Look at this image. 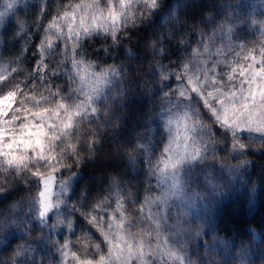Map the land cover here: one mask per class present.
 <instances>
[{
    "label": "snow or ice",
    "instance_id": "snow-or-ice-1",
    "mask_svg": "<svg viewBox=\"0 0 264 264\" xmlns=\"http://www.w3.org/2000/svg\"><path fill=\"white\" fill-rule=\"evenodd\" d=\"M19 3L20 0H7L5 11H0V26H3L7 13L16 9ZM168 6L169 0H91V3H67L56 9L55 16L50 11L47 18L50 22L46 27L39 19L30 25L42 32L43 36L32 53L35 59L22 82L27 91L21 89V82L14 76L9 78L23 63L21 57L26 53L23 47L7 61L12 67L0 68V204L8 199L3 194L8 191L12 177L27 173L30 181H35L37 194L33 197V206L40 225H64L65 230H72L73 220L67 216L60 218L61 207L66 212L70 207V214L76 216L77 226L80 220H84L87 226L98 231L107 245V254H101L98 260L93 261L81 259L76 252H70L69 242L65 240L57 247L61 257L65 258L63 264H66L69 255L76 264H157L153 258L159 259L162 247L171 264H185L186 260L187 264H192L191 259L186 258L183 247L175 246L180 244L178 238L186 234L185 225L188 224L187 220L179 216L173 217L170 212L169 196L174 194L172 190L178 192L181 187L177 170L186 162L204 159L210 145L219 143L217 136L225 141L230 139L229 147L240 154L251 149V145L242 142L243 137L258 140L260 147L252 150L264 154V44L258 50L255 46L245 49L246 54L243 56L240 51L233 52L240 59H235L230 66L225 65L229 67V71H218L221 67L218 60H211V63L199 62L202 55L209 53V47L203 42V38L193 50L179 36L160 33V28L164 25L159 22ZM45 12H49L47 0H40L37 17H44ZM138 25L145 39L154 38L157 43L164 45L154 49L156 54L168 61L167 65L161 64L156 73L163 85L158 91L166 99L178 97V102L167 99L165 109L160 114V120L168 129L170 139L155 167L160 178L166 176L167 170H172L170 190L156 196L144 195L141 202L131 199L132 193L118 188L115 183L117 178L111 177L113 185L110 186L108 196L98 195L92 200L85 195L90 193V188H80L79 195L75 198L77 202L73 205L71 201L75 193L72 192L71 180L75 176H71L68 181L61 176L58 182L59 193L54 197L52 188L57 183L56 174L61 169L71 168L72 164L79 166L84 162L77 143L85 121L88 123L85 146L94 148L99 143V133L104 130L100 119L101 116H107L106 112H101L100 105L103 103L107 106L109 99H116L111 94L110 86L121 76L120 70L114 65L94 71L95 65L83 58L86 54L84 42L102 36L105 46L98 51L101 55H110L111 49L120 46L125 30L137 28ZM220 27L223 29L224 25ZM22 30L23 25H20L13 32V38L20 36L25 41L30 40L31 36ZM228 31L231 32L232 29L229 28ZM203 35L207 33H203L202 37ZM108 40L111 45L106 44ZM174 42L178 43L169 47ZM0 49L6 53L2 35ZM181 51L188 55H180ZM220 52L217 49V53ZM193 56L198 63L192 62ZM207 59H211V56ZM241 59L251 60L252 63L241 64ZM3 63L4 55L0 54V65ZM61 80L66 82V87L59 83ZM85 80H88L89 85L87 91L82 86H75L77 83L83 85ZM173 84L176 86L173 87ZM165 88L169 91H164ZM18 95L23 96L20 101L22 107L14 108ZM26 101L31 103V107ZM171 105L183 108V114L177 117L168 115ZM197 105L203 111H199ZM9 112L11 118L5 119ZM18 113H23V116ZM205 119L217 126L215 132L211 128L205 129L208 138L206 143L189 135V132L196 133L197 129L203 128ZM181 123L185 130L182 146L171 135L173 127L178 129ZM93 124L97 126L96 129L91 127ZM112 126L118 125L112 122ZM132 141H138L132 144L133 150L148 157L151 141L136 133H133ZM131 163L135 161L132 160ZM241 163L246 164L248 161ZM149 170H152L151 161ZM150 191L151 189L148 190L149 193ZM126 204H138V207L130 212L125 207ZM105 216H109V219L105 220ZM49 219H55L56 224L49 226ZM169 220L172 222L169 223ZM8 227L11 229L12 225ZM0 228H3L2 223ZM11 247L9 243L0 251V264H6L2 253ZM95 250L100 253L99 243L95 244ZM11 259L13 264H28L24 252H17ZM31 264H37L35 257L31 258Z\"/></svg>",
    "mask_w": 264,
    "mask_h": 264
},
{
    "label": "trees",
    "instance_id": "trees-1",
    "mask_svg": "<svg viewBox=\"0 0 264 264\" xmlns=\"http://www.w3.org/2000/svg\"><path fill=\"white\" fill-rule=\"evenodd\" d=\"M5 2L6 0H0V8ZM39 2L40 0H24L13 15L4 21L3 26H0V35L6 49V53L0 49L5 61L0 68L12 67L7 61L12 59V55L19 52L21 47L26 50L25 55L21 57L22 65L18 67L16 73L9 76L10 79L14 76L21 82L20 87L25 91L27 89L22 82L25 81L35 59L32 53L43 36L42 32H38L30 25L39 19L46 27L50 22L47 19L50 11L51 15L55 16L56 9L66 6L67 3L73 5L91 3V0H47L49 12H45L44 17H37ZM240 8H243L242 0H169L168 9L159 22L164 25L160 28V33L179 36L180 40L185 41L193 50L203 38L210 51L212 41L225 32L226 37H238L233 52L240 51L243 56L246 54L245 49H252L253 46L257 48L260 37L264 35L251 18L239 14ZM255 9L264 12L262 7ZM20 25H23L22 31L31 36L30 40L25 41L20 36L13 38V32H16ZM221 25H224L223 29ZM139 27L138 25L137 28L125 30L120 46L111 49L110 55H101L98 51L105 46L104 37L97 36L91 41L84 42L86 54L83 58L95 65V70L100 71L101 67L108 68L114 65L120 70L121 76L110 86L111 94L116 99H109L107 106L103 103L100 105L101 112H106L107 116H101L100 119L104 130L99 133V143L94 148L85 146L88 127L85 121L81 126L82 135L77 143L80 157L84 162L79 166L72 164L71 168L61 169L56 174V181H59L61 176L65 181L75 176L71 180L72 192L75 193L71 201L73 205L77 202L75 198L78 197L80 188H90V193L85 195L90 196L92 200L98 195L108 196L110 186L113 185L111 177L117 178L115 183L118 188L132 193L133 200L142 202L144 195L156 196L160 192L161 185L158 183L155 167L163 155L164 146L168 144V131L160 120V114L165 109L167 99L178 102V97L166 99L158 91L163 85L156 73L160 65H167L168 61L156 54L154 49L164 45L157 43L154 38L145 39ZM229 28L232 29L231 32L228 31ZM203 33L207 35L202 37ZM175 43L178 42L169 47H174ZM106 44L111 45V41H106ZM241 45L244 47L241 48ZM179 54L188 55L183 51ZM205 55L199 58V62H205ZM192 62L198 63L195 56L192 57ZM59 83L67 86L64 80ZM75 86L79 87V83ZM164 91L169 89L165 88ZM22 99L23 96L18 95L13 107H22L20 103ZM26 103L31 107L30 102ZM174 109V105L169 106L167 114L171 115ZM197 109L203 111L198 105ZM18 115L22 117L23 113ZM10 118L11 112L5 119ZM106 120L111 122L106 123ZM112 122L118 126L113 127ZM203 123L204 131L211 128L215 132L217 127L215 124L207 119ZM18 124L19 121L17 126ZM91 127L97 128L95 124ZM133 133L151 141L148 157L133 150L132 144L138 142L132 141ZM207 139L206 136L205 143ZM216 139L219 143L210 145L206 160L198 166L197 177L201 179L199 181L201 184L214 182L219 189L223 186L227 190L230 189L229 195L218 203L215 211L207 215L209 217L207 220L199 223L198 240L188 248L186 258L191 259L192 264H264V154L252 150L260 147L258 140L243 137L242 142L251 145V149L240 154L233 152L229 147L230 139L225 141L219 136ZM225 148L228 150L224 151ZM132 160L135 163H131ZM149 161L152 165L151 171ZM242 161L248 163L242 164ZM68 162L72 163L71 160ZM227 173L231 174L229 178ZM185 178L187 183H196L195 173L191 175L186 173ZM36 194L35 181H30L27 173L12 177L8 191L3 194L8 199L0 204V223L3 225V228H0V251L9 243L12 245L2 253L6 264H13L11 258L15 257L17 252L25 253L28 264H31L33 257L37 264H63L65 258L61 257L57 247L65 240L69 242L70 252H76L81 259L96 261L99 255L107 254V245L98 231L87 226L84 220H80L77 226L76 216L70 214V207L67 212L63 206L61 207L60 218L64 219L67 216L72 219L74 222L72 230H65L64 225L57 227L40 225L35 214L30 211ZM125 207L131 212L138 204H126ZM110 214L111 210L109 216ZM109 216H105L104 219L108 220ZM10 224L11 229L8 227ZM55 224L56 221L49 219V226ZM195 224L196 221L192 218L190 227ZM10 232L14 234L9 235ZM4 237H7V240H4ZM97 243L101 245L100 253L95 250ZM66 264H76L71 255L66 258Z\"/></svg>",
    "mask_w": 264,
    "mask_h": 264
},
{
    "label": "rangeland",
    "instance_id": "rangeland-1",
    "mask_svg": "<svg viewBox=\"0 0 264 264\" xmlns=\"http://www.w3.org/2000/svg\"><path fill=\"white\" fill-rule=\"evenodd\" d=\"M24 0H20V3L18 6L23 2ZM243 1V8H240L239 14L244 15L248 18H251L252 22L260 28L261 32L264 35V12L260 9H255L257 7H262L264 8V0H242ZM116 2V0H114ZM6 3L3 5L2 8H0V11H5L6 9ZM88 3V2H84ZM17 6V7H18ZM247 7V8H244ZM17 9V8H16ZM9 11L7 13V16L5 17V21L10 18L14 11L16 10ZM106 15V12H105ZM79 19V16L77 17ZM251 26V25H250ZM225 32H223L221 37H217L214 39L211 45V50L209 53H205L204 63H211V60H218L220 62V71L223 69L224 72L229 71V67H226L225 65H231L232 62L235 59H240V57H236L233 55V51L235 50V42H237L238 37H226L224 35ZM259 45L256 48L257 50L261 46V44H264V37H260V40L258 41ZM217 49H220L221 52L220 54L217 53ZM211 56V59H207L208 56ZM259 59V56L257 55V60ZM252 63L251 60L244 61L241 59V64H248ZM258 66V65H257ZM94 71L95 70L93 69ZM238 71L239 68L237 69V76H236V82H239V76H238ZM83 87L85 91L88 90V80H85L83 85L79 84V87ZM211 90V89H209ZM184 109L183 108H176L174 109V112L171 113L172 116L177 117L179 115L183 114ZM189 123H191L189 121ZM168 131V129H167ZM184 127L183 123H181V126L177 129L173 127L172 130V137H175L177 139V142L182 146L184 141H183V136H184ZM189 135L195 136V139L197 141L203 140L205 142V131L202 128L197 129L196 133H191L189 132ZM170 136L168 132V142H169ZM188 143H191L189 141ZM207 157H205L202 160L194 161L191 163L186 162L182 167H180L177 170V175L180 177V190L178 192H175V190H172L174 194L169 196L168 202L170 207V212L173 217L179 216L181 219L187 220L188 224L185 225L186 228V234L182 235L178 239L180 240V244H176L175 246L177 248L183 247L184 249V254L185 256L187 255L186 251L190 246H192L196 241L198 240L200 233V228H199V223L201 221L207 220L209 217L207 216L211 211H215L218 203L226 198L229 195V190H227L226 187H222V189H219V187H216V184L214 182L209 183V184H201L199 181L201 180L198 178V166L203 163V161L206 160ZM161 167H163L161 165ZM171 169L167 170L166 176L164 178H160V173L157 172V180L159 181V184L161 185V189L158 195L163 194L164 192H168L170 190V185L172 183L171 180ZM186 173L188 175H191V173H195L196 177V183L194 182H188L185 178ZM237 173V172H236ZM231 174L227 173V178H229ZM58 180L57 183L53 185L52 191L55 197V194L59 193V187H58ZM235 187V186H234ZM234 187L231 189L233 190ZM30 211L33 212L36 216V211L33 206V204L30 207ZM153 211H155V206H153ZM195 219L196 224L190 227L189 223L191 219ZM55 219H53V222ZM172 221L169 220V223ZM147 227V225H146ZM162 255L157 259L154 257L153 259L157 261V264H171L170 261H168V257L166 254H164V249L162 247L161 249Z\"/></svg>",
    "mask_w": 264,
    "mask_h": 264
}]
</instances>
